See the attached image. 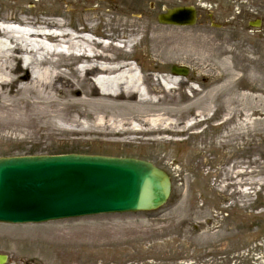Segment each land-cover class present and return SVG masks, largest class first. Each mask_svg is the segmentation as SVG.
Listing matches in <instances>:
<instances>
[{"label":"rangeland","instance_id":"rangeland-1","mask_svg":"<svg viewBox=\"0 0 264 264\" xmlns=\"http://www.w3.org/2000/svg\"><path fill=\"white\" fill-rule=\"evenodd\" d=\"M90 1L94 4L87 12L102 1L108 7L93 24L109 34L154 9V23L161 26L158 16L184 3ZM198 1V23L185 29L220 46L224 64L195 50L192 66L181 61L168 69L171 74L173 66L186 67L200 98L210 88L224 87V93L203 101L200 112L211 102L214 111L197 130L130 142L132 137L84 132L86 120L76 126L66 115L55 114L0 131V158L78 153L150 161L172 179L169 202L150 213L0 224V255L8 258L6 264H264V0ZM25 8L66 15L83 10L64 0H33ZM257 21L261 25L251 28ZM144 50L141 46L136 54ZM219 74L225 79L213 84ZM176 91L178 100L190 95L185 86Z\"/></svg>","mask_w":264,"mask_h":264},{"label":"bare ground","instance_id":"bare-ground-1","mask_svg":"<svg viewBox=\"0 0 264 264\" xmlns=\"http://www.w3.org/2000/svg\"><path fill=\"white\" fill-rule=\"evenodd\" d=\"M64 1L83 10L78 15H66L59 10L36 12L25 8L33 0H0V22L42 27L22 39L0 35V131L58 114L66 115L76 126L86 120L89 126L84 132L132 137L129 141L135 142L146 137L182 136L207 121L208 113L214 111L212 102L201 112L200 108L214 94L224 93V87L210 88L200 98L190 76L182 78L168 72L175 62L192 66L195 50L206 52L207 58L217 60L218 65L224 64L220 59L226 52L220 46L209 42L205 35L195 36L185 29L197 24L158 26L152 17L154 9L150 16L144 14L140 22L129 24L127 20L124 29H114L109 34L93 24L108 9L104 1L89 12L88 7L94 4L90 0ZM193 1L191 4L197 6L199 1ZM224 1L200 3L213 5ZM183 5H188L187 0ZM209 17L214 21L213 13ZM67 29L78 35L107 37L128 46L107 43L105 49L96 48L99 52L91 48L90 55L76 56L75 51L81 48L74 40L80 43L84 39L72 38ZM41 30L60 33L46 36ZM137 36L141 38L136 41ZM62 44L67 46L66 51H59ZM141 46L145 50L138 55ZM159 76L166 85L160 84ZM225 77L219 74L212 82L218 84ZM183 86L190 95L178 100L175 92ZM166 92L167 97H161ZM186 120L192 121L190 126L185 127Z\"/></svg>","mask_w":264,"mask_h":264},{"label":"water","instance_id":"water-1","mask_svg":"<svg viewBox=\"0 0 264 264\" xmlns=\"http://www.w3.org/2000/svg\"><path fill=\"white\" fill-rule=\"evenodd\" d=\"M196 20L191 6L166 10L158 22L192 27ZM172 73L189 74L177 66ZM171 192V178L139 159L79 154L0 158V223L6 225L150 213L167 204ZM6 262L0 256V264Z\"/></svg>","mask_w":264,"mask_h":264},{"label":"trees","instance_id":"trees-1","mask_svg":"<svg viewBox=\"0 0 264 264\" xmlns=\"http://www.w3.org/2000/svg\"><path fill=\"white\" fill-rule=\"evenodd\" d=\"M197 1V0H196Z\"/></svg>","mask_w":264,"mask_h":264}]
</instances>
